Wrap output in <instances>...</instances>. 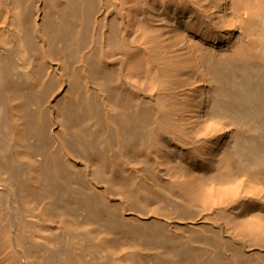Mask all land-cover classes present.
<instances>
[{"label": "bare ground", "instance_id": "bare-ground-1", "mask_svg": "<svg viewBox=\"0 0 264 264\" xmlns=\"http://www.w3.org/2000/svg\"><path fill=\"white\" fill-rule=\"evenodd\" d=\"M0 264H264V0H0Z\"/></svg>", "mask_w": 264, "mask_h": 264}]
</instances>
